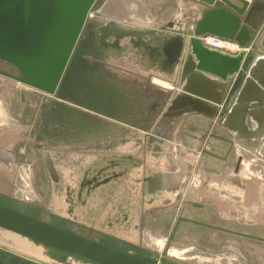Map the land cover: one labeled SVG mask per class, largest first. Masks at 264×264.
Here are the masks:
<instances>
[{"label":"water","instance_id":"95a60500","mask_svg":"<svg viewBox=\"0 0 264 264\" xmlns=\"http://www.w3.org/2000/svg\"><path fill=\"white\" fill-rule=\"evenodd\" d=\"M173 2L167 21L152 19L142 28L131 0H0V60L19 72L12 79L44 95L29 142L49 180L48 211L76 227L0 205V234L31 243L57 264H154L82 233L132 244L141 208L165 205L170 200L157 202L160 196L175 192L161 161L171 162L175 137L190 116L229 135L234 162L247 178L264 177V0ZM204 35L243 51L210 49L198 39ZM121 43L144 50L171 84L152 92V104L101 64L114 62ZM29 177L18 199L37 200Z\"/></svg>","mask_w":264,"mask_h":264},{"label":"flooded vegetation","instance_id":"af4514ba","mask_svg":"<svg viewBox=\"0 0 264 264\" xmlns=\"http://www.w3.org/2000/svg\"><path fill=\"white\" fill-rule=\"evenodd\" d=\"M92 54L99 55L96 49ZM0 62L2 63L1 78L10 80L12 77L19 76V72L14 67L1 60ZM16 89L18 100L12 98L13 101L22 106L24 113L26 110L33 119L27 124L22 121L21 115L13 113L10 101L15 93L10 95L9 86L0 84V189H7L8 193L0 190V198L11 199L13 203H23L27 199L24 194L19 196L20 199L17 198L18 194H21L20 185L24 182L23 177L36 172L33 165L26 159L24 143L30 144L31 130L39 116L44 95L20 83H17ZM47 97L52 99L50 96ZM188 129L190 132L187 133L194 136V140L199 144L197 149H189L190 153L196 157V161L186 164L187 174L178 191L179 200L174 206L171 205V209L164 210V214L170 219L167 220L164 215L165 220L162 223L165 226L164 239H160L163 242L157 239L154 243V240L149 241L146 237L144 239L147 232L143 229V219L146 217L151 221L153 217H156V213L152 211L140 221L141 227L137 230L138 235L132 244L105 240L118 244H114L115 249L149 259L154 264H264V177L247 178L242 173L241 166L232 164L234 150L231 138L223 133L216 123L207 122L206 129L203 127L199 129L192 125ZM175 147V151L180 148L177 145ZM206 159L223 164L220 168L221 170L224 168L222 170L224 176L232 179L242 200L231 195L227 197L221 189L214 191L202 189L201 186L204 184L200 181L199 170L204 167ZM19 172L22 173L20 178ZM9 192L13 196H9ZM211 193L219 198L213 197ZM174 197L177 196L174 195ZM186 210L190 211L191 220L186 218L185 213L188 214L184 212ZM52 217L63 220L55 215ZM203 219L208 220L209 224L202 223ZM63 222L66 221L63 220ZM153 223L155 222L151 221V227L154 226ZM67 224L69 226L63 229L76 230L74 224L69 222ZM183 224H190L194 228L207 226L209 235L195 242L193 238L183 233L181 228ZM82 235L89 238L100 236L89 229H84ZM201 246L211 249L219 248L223 250V253L212 259L213 256L208 259L196 258L194 253L197 249L200 250ZM0 263L29 264L2 252H0Z\"/></svg>","mask_w":264,"mask_h":264},{"label":"crops","instance_id":"0c3cea01","mask_svg":"<svg viewBox=\"0 0 264 264\" xmlns=\"http://www.w3.org/2000/svg\"><path fill=\"white\" fill-rule=\"evenodd\" d=\"M131 2H133V8H134L133 10L135 11L134 12L135 14L133 13V16L136 19H138L139 17L140 20L146 24V25H140V26H143L142 28L146 27L147 23H151L152 19L156 23H163L167 21L169 17L172 15V13L175 11V5H174L173 0H131ZM147 5H148V8H146ZM129 26L139 27L137 23H134V22L129 23ZM123 40L124 39H122V41ZM124 41H127V40L125 39ZM122 43H125V42H122ZM122 43L118 45V48L114 54V62L113 60L106 58L105 61L101 64L106 69L113 70V72L115 73V76L118 77L119 81L127 85L128 90L130 93H132V95L134 94L135 96H137L136 93L137 94L141 93L142 95L145 96V101L148 102L149 104H152L153 102L152 92L154 90L162 91L163 87H170L171 84H169L167 79H165L164 73L156 72L154 70V67L151 64V60L144 50H141L142 53H140L137 51L136 48H132V47L125 48L126 46L122 45ZM143 43L146 44L145 41H143ZM141 82L142 84L145 83L144 86L138 87L137 85H135L136 83L138 84ZM132 95H131V99L135 98V97H132ZM207 122L209 121L204 119L203 117H200L197 115L190 116L187 119H185L181 128L179 129V132L182 129L184 123H188L189 126L192 125L199 129L202 127L206 129ZM179 132L177 133L175 137V141H176L175 146L176 145L180 146V148L177 151H175L176 147L173 149L171 153L172 158L170 159L172 163L167 162L165 159H162L161 161L162 164L165 165L163 171L165 173L172 175L171 183L173 184V187H174L173 189H175V192H171L169 194L164 193L160 196V199H159L160 201H157V202L165 201L167 199L170 200L169 203L165 205H158V206H153V207L151 206L145 210L141 208V212L138 217L137 227L134 229V232H133V236L135 237L138 235L137 230L141 227L140 221H142L143 217L146 214H150L151 213L150 211H152L156 213L155 214L156 217H153V219L151 220L155 223H153L154 226L151 227V221H149L150 219L147 218V221L145 222V226L143 224V229L147 232L144 236V239L146 237L148 238L149 241L154 240L155 241L154 243H156L157 239L159 241L160 239L162 240L164 239L163 231L165 229V226L164 224L162 225L163 221L165 220L164 215L166 216L167 220L170 219V217H167L168 215L164 214L165 212L164 210H169L172 208V206H174V204H176L177 201L175 200L176 198L174 197V195H179L177 191H179L180 186L185 180V175L187 174L186 164L195 163L196 161V157L190 153L189 149L193 150L195 149L197 145L199 146L196 140H193V139H186L187 140L186 144L184 143L183 140L181 139L179 140L178 139ZM223 133L229 136L226 132H223ZM142 160H143L142 162L145 163L147 167L149 166V169L153 168L152 158L150 157L148 158V156L145 154L144 157H142ZM232 164L235 165L234 157L232 159ZM222 165L223 164L217 163L216 161L211 160V159L205 160L204 167L199 170L200 181H202L204 184L201 186L202 189L203 190L207 189L208 191H211V190L214 191L215 189L217 190L221 189L222 192L226 193L227 197L231 195V196L238 197L240 198V200H242V197L240 196L237 186L234 185V183L231 181L232 179L227 178V176H224L225 174L222 172L224 168L222 170L220 168ZM228 168H232V167H228ZM142 169H144L143 165H142ZM242 170L243 169L241 167V171ZM27 176L28 175H26V177H23V179L26 180ZM142 177L144 178V174L142 175ZM35 180L36 179L34 176V172H31L28 182H29V185H31L32 189H33V182ZM33 191L36 194L34 189ZM211 194L213 197L215 196L219 198V196L215 194L213 195V193ZM35 196L37 197V195ZM141 203H143V201H141ZM167 212H170V211H167ZM184 212H188V214L185 213V215L187 216L186 218L191 220V217L189 216L190 211L186 210ZM202 223L209 224L208 220L206 219L205 220L203 219ZM181 228L183 230V233L193 238L195 242L199 241L201 237L209 235V231L207 230L209 229V227L207 226L201 227V228L200 227L194 228L190 224H183ZM89 231H92V230H89ZM95 233L98 235L104 236V237H108L104 234H100L97 232ZM112 239L114 241L126 243V242H123V241H120L114 238ZM160 242H163V241H160ZM222 253H223V250H220L219 248L211 249L208 247L201 246L200 250L197 249L195 251L194 256L199 259H205V258L208 259L209 257L213 256L211 257L212 259L214 258V256L221 255Z\"/></svg>","mask_w":264,"mask_h":264},{"label":"rangeland","instance_id":"374dc122","mask_svg":"<svg viewBox=\"0 0 264 264\" xmlns=\"http://www.w3.org/2000/svg\"><path fill=\"white\" fill-rule=\"evenodd\" d=\"M0 67H2V63L0 62ZM0 84H4V85H8L9 89H10V95H12L13 93L17 92V81L15 80H5L3 78L0 77ZM18 93V92H17ZM17 93H15V95H13V97H11V101H10V105H11V109L13 110V113H15V115H21V119L23 122H26L27 124L31 122V120L33 119V116L30 117L28 115V113L25 110L24 113V108H22V106L18 105L17 102H14L13 100L17 99L18 100V95ZM14 98V99H12ZM30 109H32L30 107ZM25 114V115H23ZM20 123V122H19ZM190 123V122H189ZM189 124L188 123H184L182 129L180 130L179 134H178V139L183 140L184 143L186 144V139H193L194 140V136L192 137L189 133ZM25 144V149H26V159L29 161V163H31L33 165V167L35 168L36 172L34 171V176H35V181L33 182V189L36 192L37 195V200H26L23 201V203H13L11 199L9 200H2L0 198V205L7 207L9 209L15 210L17 212L26 214L28 216H31L37 220H40L44 223H48L54 226H58L60 228H66L69 225L65 222H63V220H59L56 219L54 217H52V215L49 213L48 211V205L50 202V186H49V180L48 177L46 175V171L44 169V165L42 163L41 157L38 155L37 151H35L33 149V147L31 146V144H28L27 142L24 143ZM199 146L197 145L195 147V149H197ZM1 191H4V193H7V189H0ZM10 191V189H9ZM8 194V193H7ZM9 196H13L11 192H9ZM15 202V201H14ZM147 221V218L145 217L143 224L145 226V222ZM104 240V241H101ZM0 238L3 239V242H0V252L4 253L5 255L9 256V257H14V258H18L19 260L25 262V263H29V264H57L54 263L53 261H47L46 258L43 257H35L32 255V250L34 251V248L24 242H19L16 239L12 238V237H6L3 235H0ZM97 238L99 239L100 242L105 243L110 245V247L115 248L114 244L115 243H110V241H113V239L108 238V237H104V236H97ZM103 238V239H102ZM105 239H109V240H105ZM107 241V242H106ZM16 244V245H15ZM118 245V244H115ZM17 246H20L22 248H19ZM68 262H71L68 261ZM67 262V263H68ZM65 263V264H67ZM71 264V263H68Z\"/></svg>","mask_w":264,"mask_h":264},{"label":"built area","instance_id":"2783aa9c","mask_svg":"<svg viewBox=\"0 0 264 264\" xmlns=\"http://www.w3.org/2000/svg\"><path fill=\"white\" fill-rule=\"evenodd\" d=\"M198 39L202 43V45L210 49L217 50V51H220L226 54L234 55V54H237L243 51V49L237 43L230 41V40H225L219 37H215L212 35H204V36L199 37ZM68 263L82 264L77 261H71Z\"/></svg>","mask_w":264,"mask_h":264},{"label":"bare ground","instance_id":"6f19581e","mask_svg":"<svg viewBox=\"0 0 264 264\" xmlns=\"http://www.w3.org/2000/svg\"><path fill=\"white\" fill-rule=\"evenodd\" d=\"M0 235L6 236V237H12V238L16 239V240L19 241V242H24V243H27V244L31 245V246L34 248V251L32 250V255L35 256V257H43V255H42L41 252H40V251H41L40 248H36V247H34V245H32L31 243L26 242V241H22V240L18 239L16 236H13V235L4 234V233H2V234H0ZM0 242H3V239L0 238ZM15 245H16V244H15ZM17 247L22 248V247H20V246H17ZM43 258H44V257H43ZM46 260H47V261H50V260H48V259H46ZM68 261H70V260H68ZM68 261H66V263H67ZM71 261H74V260H71Z\"/></svg>","mask_w":264,"mask_h":264}]
</instances>
